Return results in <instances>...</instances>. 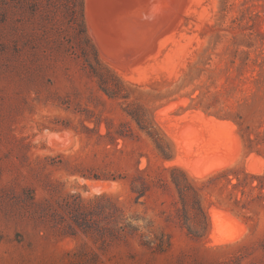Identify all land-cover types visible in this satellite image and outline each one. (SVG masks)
Returning <instances> with one entry per match:
<instances>
[{
	"label": "rangeland",
	"instance_id": "obj_1",
	"mask_svg": "<svg viewBox=\"0 0 264 264\" xmlns=\"http://www.w3.org/2000/svg\"><path fill=\"white\" fill-rule=\"evenodd\" d=\"M0 264H264V0H0Z\"/></svg>",
	"mask_w": 264,
	"mask_h": 264
},
{
	"label": "trees",
	"instance_id": "obj_2",
	"mask_svg": "<svg viewBox=\"0 0 264 264\" xmlns=\"http://www.w3.org/2000/svg\"><path fill=\"white\" fill-rule=\"evenodd\" d=\"M81 7L83 8V3L81 2ZM81 19L79 20L76 17V25L79 27L82 33V29H84V20L81 15ZM86 62L92 69V73L99 78L100 85L104 88V80L101 75L95 73L93 70V66L90 65L86 51L83 52ZM162 156L166 157L164 151H162L161 147L158 145L157 147ZM168 158V157H166ZM172 183L175 186L178 198H179V209H178V220L182 227H184L188 233V235L196 240L205 238L210 231V219L206 210L202 205V199L200 195V191L198 188H194L193 182L187 177L186 173L181 169L173 168L172 169Z\"/></svg>",
	"mask_w": 264,
	"mask_h": 264
},
{
	"label": "bare ground",
	"instance_id": "obj_3",
	"mask_svg": "<svg viewBox=\"0 0 264 264\" xmlns=\"http://www.w3.org/2000/svg\"><path fill=\"white\" fill-rule=\"evenodd\" d=\"M149 2H150V1H149ZM115 3H116V2H115ZM103 8H104V7H103ZM152 8H153V7H152ZM147 12H148V11H147ZM149 12H150V10H149ZM140 18H141V17H140ZM117 22H118V21H117ZM117 22H116V23H117ZM152 22H153V21H152ZM116 25H117V24H116ZM118 25H119V24H118ZM122 33H123V32H122ZM126 36H127V35H126Z\"/></svg>",
	"mask_w": 264,
	"mask_h": 264
}]
</instances>
